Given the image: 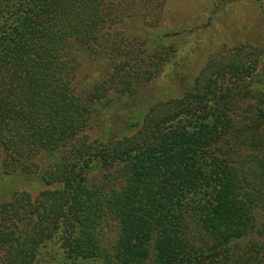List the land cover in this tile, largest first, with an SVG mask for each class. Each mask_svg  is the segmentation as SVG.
Returning a JSON list of instances; mask_svg holds the SVG:
<instances>
[{
    "label": "trees",
    "instance_id": "trees-1",
    "mask_svg": "<svg viewBox=\"0 0 264 264\" xmlns=\"http://www.w3.org/2000/svg\"><path fill=\"white\" fill-rule=\"evenodd\" d=\"M163 3L0 0V168L29 174L42 155L41 180L57 185L0 204V264H35L53 236L91 264H264V95L242 63L220 67L238 77L219 65L215 76L209 57L179 98L153 104L126 134H84L170 60L160 37L135 48L111 31L139 8L156 30ZM81 56L110 66L77 90ZM247 108L261 120L242 121Z\"/></svg>",
    "mask_w": 264,
    "mask_h": 264
},
{
    "label": "rangeland",
    "instance_id": "rangeland-1",
    "mask_svg": "<svg viewBox=\"0 0 264 264\" xmlns=\"http://www.w3.org/2000/svg\"><path fill=\"white\" fill-rule=\"evenodd\" d=\"M161 9V22L156 30L143 26L141 8L131 12L121 24L111 29L114 33L134 39L135 48L141 42L146 41L148 45L160 37L162 44L172 47V53L170 60L153 79L146 83L137 81L136 89L129 98L119 96L115 99L119 101L107 102L102 117L84 133L88 141L126 134L128 128L139 121L153 104L179 98L182 94L179 82H192L212 56L217 59L212 75L217 76L220 67L227 63H242L245 67L243 77L264 95V0H164ZM127 58L123 57L125 69H135L129 65L137 58ZM254 61H257L255 71L249 67ZM79 64L77 90L99 82L110 66L107 60L91 61L86 56L79 58ZM221 72L232 79L236 76L235 70L225 68ZM228 101L235 104V101ZM249 102L254 103V100ZM259 108L264 115V105H259ZM247 109L245 112L241 109L242 121L261 120L254 115L251 117L250 109ZM238 119L240 117L235 113L231 121ZM36 164L37 167L30 168L29 174L18 171L4 175L0 168V204L8 202L17 193H27L34 198L47 188L57 187L46 186L41 180L49 165L47 159L41 155ZM60 242L59 236H53L48 242L40 244L35 264H91L89 260H72Z\"/></svg>",
    "mask_w": 264,
    "mask_h": 264
}]
</instances>
